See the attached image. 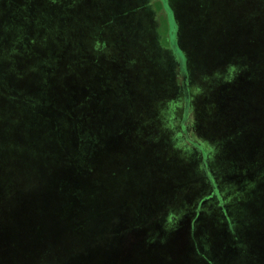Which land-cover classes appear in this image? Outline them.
I'll use <instances>...</instances> for the list:
<instances>
[{
    "label": "rangeland",
    "instance_id": "374dc122",
    "mask_svg": "<svg viewBox=\"0 0 264 264\" xmlns=\"http://www.w3.org/2000/svg\"><path fill=\"white\" fill-rule=\"evenodd\" d=\"M31 4L0 2V264H264V63L211 15L115 81L91 0Z\"/></svg>",
    "mask_w": 264,
    "mask_h": 264
},
{
    "label": "crops",
    "instance_id": "0c3cea01",
    "mask_svg": "<svg viewBox=\"0 0 264 264\" xmlns=\"http://www.w3.org/2000/svg\"><path fill=\"white\" fill-rule=\"evenodd\" d=\"M0 2L6 9L4 13L18 16V22L21 15L26 16L31 3L37 4V0ZM91 5L99 31L110 33L105 46L110 49L115 81H127L125 68L135 56L144 58L140 63H162L163 50L186 68L185 63L192 57V51L187 50L198 48L200 26L204 16L211 15L218 18L214 19L215 25H210L211 35L217 37L221 33V46L228 52L235 49L238 55L230 63H264V0H91ZM188 75L193 77L192 73L184 74V87H187ZM246 84L247 93H244L249 99V108L260 113L262 107L259 105L256 109V101L257 97L264 96V86L256 85L252 78ZM258 118L262 127L260 115ZM242 139L248 142V137Z\"/></svg>",
    "mask_w": 264,
    "mask_h": 264
}]
</instances>
